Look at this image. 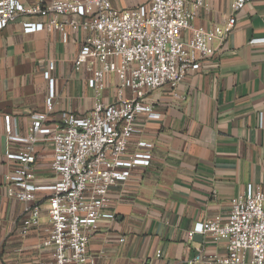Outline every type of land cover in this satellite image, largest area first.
Segmentation results:
<instances>
[{
	"label": "crops",
	"instance_id": "1",
	"mask_svg": "<svg viewBox=\"0 0 264 264\" xmlns=\"http://www.w3.org/2000/svg\"><path fill=\"white\" fill-rule=\"evenodd\" d=\"M146 1L112 3L122 9ZM232 16V0H207L193 24L205 30L222 26L224 35L176 89L165 85L147 94L145 101L159 116H137L138 131L130 139L129 152L137 151L139 142H148L153 158L110 189L114 217L101 218L89 242L95 264H190L196 256L224 255V240L201 233L191 237L189 232L215 216L225 219L234 198L249 184L264 187V0L246 4L234 25L229 24ZM84 37L83 30L72 28L65 33L25 32L17 21L0 31V264L53 260L52 248L44 244L50 228L49 192H37L41 224L23 235L24 204L7 195L18 162L7 153L22 148L10 136L26 135L34 115L46 111L49 83L44 72L53 60L54 109L38 135L34 182L56 181L50 169L53 145L47 138L63 113L88 114L96 100L88 85L91 72L74 67ZM117 84L116 76L109 75L103 101L116 100ZM174 91L183 98L176 99ZM125 96H132L130 90Z\"/></svg>",
	"mask_w": 264,
	"mask_h": 264
},
{
	"label": "built area",
	"instance_id": "2",
	"mask_svg": "<svg viewBox=\"0 0 264 264\" xmlns=\"http://www.w3.org/2000/svg\"><path fill=\"white\" fill-rule=\"evenodd\" d=\"M206 1L147 0L118 9L112 0H0V31L17 21L25 32L65 33L67 28L85 32L74 67H86L91 72L88 85L96 100L88 114L63 113L60 124L47 138L53 145L50 169L56 181L50 185L34 182L38 135L54 109L53 60L44 72L49 83L46 111L34 115L26 135L10 136L22 148L7 153L9 159L18 162L7 195L24 204L23 235L41 224L37 192H49L50 228L44 244L52 248L51 264L96 263L88 247L99 220L114 217L109 210L110 189L128 180L136 167L150 165L153 158V144L148 142H139V149L129 152L130 139L138 131L137 116H159L145 101L147 94L165 85L176 89L190 71L200 68L214 41L224 35L222 26L209 30L194 26ZM252 1L232 0L230 25ZM111 74L118 82L116 100L105 102L101 95ZM126 89L131 97L125 96ZM173 95L183 98L177 91ZM5 121L10 132V116ZM196 233L209 234L214 241L224 240L226 253L213 258L196 256L190 264L201 260L207 264H264V187L249 184L234 198L225 219L215 216L199 222L189 235Z\"/></svg>",
	"mask_w": 264,
	"mask_h": 264
}]
</instances>
